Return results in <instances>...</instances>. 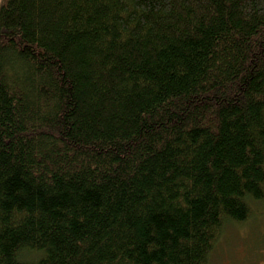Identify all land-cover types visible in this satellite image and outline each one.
Segmentation results:
<instances>
[{"label": "trees", "instance_id": "obj_1", "mask_svg": "<svg viewBox=\"0 0 264 264\" xmlns=\"http://www.w3.org/2000/svg\"><path fill=\"white\" fill-rule=\"evenodd\" d=\"M264 205V0H3L0 264H208Z\"/></svg>", "mask_w": 264, "mask_h": 264}, {"label": "rangeland", "instance_id": "obj_2", "mask_svg": "<svg viewBox=\"0 0 264 264\" xmlns=\"http://www.w3.org/2000/svg\"><path fill=\"white\" fill-rule=\"evenodd\" d=\"M251 213L246 223L225 228L208 264H264V205L253 203Z\"/></svg>", "mask_w": 264, "mask_h": 264}]
</instances>
